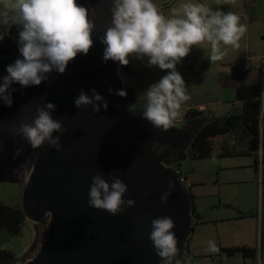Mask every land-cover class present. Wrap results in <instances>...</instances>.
Instances as JSON below:
<instances>
[{
  "label": "water",
  "instance_id": "95a60500",
  "mask_svg": "<svg viewBox=\"0 0 264 264\" xmlns=\"http://www.w3.org/2000/svg\"><path fill=\"white\" fill-rule=\"evenodd\" d=\"M78 3L97 13L93 18L95 43L89 54L78 55L65 74L53 72L39 86L12 85L16 89L12 106L1 103L0 107L4 128L0 133V181L22 183L29 179L23 205L26 217L35 223L51 217L43 246L26 264H161L149 236L152 219L164 216L174 221L178 239L175 259L179 260L192 231V199L173 170L156 158L154 149L162 145L179 151L190 143L192 134L174 126L168 131L156 129L141 116H129L128 94L109 95V88L125 90L119 64L102 62L104 45L99 37L110 24L112 2ZM92 88L108 101L107 111L94 113L91 106L75 107L74 98L80 90L91 95ZM46 101L56 105L51 114L65 129L62 151L47 143L33 150L24 139L8 132L21 121L30 123L36 107ZM192 117L190 113L187 119ZM17 148L23 149L22 154L13 159ZM25 161L29 168L18 177L13 169ZM97 174L109 183L113 175L121 178L128 186L124 199H133L135 206L116 216L90 208L89 187ZM170 180L174 189L167 204H161Z\"/></svg>",
  "mask_w": 264,
  "mask_h": 264
},
{
  "label": "clouds",
  "instance_id": "9594fccd",
  "mask_svg": "<svg viewBox=\"0 0 264 264\" xmlns=\"http://www.w3.org/2000/svg\"><path fill=\"white\" fill-rule=\"evenodd\" d=\"M112 18L104 34L99 37L104 45L102 62L109 60L121 66L130 63L129 57L143 60L148 67H158L167 74L152 83L145 91V109L142 118L154 128L168 131L181 115L182 105L191 99L187 93L183 76L176 65L186 58L194 46L209 45V61L223 60L227 49H238L247 32L241 17L232 11L213 10L205 3L183 0L165 15L154 0H111ZM217 4L221 0H216ZM227 3L228 0H223ZM234 3V0H232ZM96 10L78 3V0H0V41L9 34L12 26L18 28V50L20 57L6 67L7 75L0 78V103L7 107L13 104L12 87L39 86L49 80L50 74H65L68 65L78 55H88L94 47ZM88 95L83 89L74 98L77 109L91 106L94 113L107 111L108 101L95 88ZM109 95L126 97V90L108 89ZM43 99V97H41ZM56 105L45 102L36 107V116L29 123L21 121L12 125L8 132L24 139L35 150L47 143L51 148L62 151L61 136L65 129L61 121L53 118ZM4 128L0 125V133ZM59 132L60 136H53ZM0 146V151H2ZM17 148L13 159L22 154ZM29 168L28 161L13 169L18 177ZM168 191L160 201L167 204L174 184L168 182ZM128 186L112 176L111 183L102 175L91 178L88 206L104 210L116 216L126 208L134 207L133 199H124ZM145 196L148 193H144ZM171 217L154 218L151 221V240L161 264H181L176 260L178 239ZM209 252H217L214 241L207 242Z\"/></svg>",
  "mask_w": 264,
  "mask_h": 264
},
{
  "label": "rangeland",
  "instance_id": "374dc122",
  "mask_svg": "<svg viewBox=\"0 0 264 264\" xmlns=\"http://www.w3.org/2000/svg\"><path fill=\"white\" fill-rule=\"evenodd\" d=\"M180 2L183 0H154L165 15ZM194 2L205 3L213 10L220 8L238 14L248 30L240 41V47H229L221 61L211 63L210 46L204 44L194 46L189 55L176 65L191 96L182 105L178 119H182L183 123L177 128L186 124L190 113L207 119L238 115L241 103L237 99V85L242 82L252 84L264 77V0H234V3L232 0L227 3L221 0L220 4L216 0ZM17 41L18 28L12 26L9 34L0 41V78L7 75L6 67L20 57ZM129 60L131 73L126 75L123 66L119 65V75L126 91L129 88L137 91L135 99L128 104L129 116L142 117L146 89L167 72L155 66L148 67L147 58L129 57ZM262 102V148L258 153L249 151L248 143L239 131L212 141L217 154L214 157L193 159L189 144L184 150V158L181 161L172 159L174 162L168 166L173 171L180 170L190 179L192 188L189 194L201 217L198 226L193 219L195 233L191 237L194 238L189 259L192 264H264V94ZM221 149L230 151L231 155L219 156ZM28 184L29 179L22 183L0 181V203L23 208ZM44 221L47 223H37V228L29 221L19 237L0 229V247L14 253L21 259V264H26L41 248L38 246L30 251L37 230L43 238L51 217L46 216ZM209 240L215 242L217 252L207 251ZM196 246L205 247L196 250ZM234 247L255 249L257 254L254 257L242 253L231 256L225 251Z\"/></svg>",
  "mask_w": 264,
  "mask_h": 264
},
{
  "label": "trees",
  "instance_id": "16d2710c",
  "mask_svg": "<svg viewBox=\"0 0 264 264\" xmlns=\"http://www.w3.org/2000/svg\"><path fill=\"white\" fill-rule=\"evenodd\" d=\"M123 72L126 75L131 73L130 64L123 66ZM262 77L252 84L246 82L239 84L237 89V99L241 103V111L238 115H229L214 119L197 118L193 116L192 119L186 120V124L180 129L192 134L189 144L191 145V155L193 159L202 160L216 156L217 154L215 153V147L212 144V141L216 138L237 133L239 131L242 132L244 139L247 141L250 152L256 154L261 150L262 141L260 121L263 106L262 97L264 94V77ZM127 94L130 101L135 99V90L133 88L127 89ZM189 144L179 151L174 150L170 146L156 145L154 153L159 161L169 166L174 161H181L184 158V150ZM218 154L219 156L224 157L231 155V152L221 149ZM172 159H174V161ZM190 197L192 199L191 195ZM192 217L193 219L199 217L193 203ZM26 219L27 217L22 207H12L0 203V229L7 230L14 237H19L22 235ZM45 223L47 222L43 220L40 224ZM47 233L42 238L40 236V231L37 230L36 240L30 251L36 249L38 246H43L47 238ZM225 251L231 256L242 253L245 256L254 257L257 254L255 249L247 247H234L226 249ZM184 256L190 259L187 246H185L184 252L179 256V261H182ZM33 258L34 257L31 259ZM0 264H21V259H19L14 253L0 247Z\"/></svg>",
  "mask_w": 264,
  "mask_h": 264
},
{
  "label": "built area",
  "instance_id": "2783aa9c",
  "mask_svg": "<svg viewBox=\"0 0 264 264\" xmlns=\"http://www.w3.org/2000/svg\"><path fill=\"white\" fill-rule=\"evenodd\" d=\"M180 123H183V120L182 119H177L174 122L173 126L177 127V125L180 124ZM173 172L176 175L178 181L184 187V189L189 193L191 188H192V183H191L190 179L186 175H184L180 170H176V171H173ZM181 264H192V263L190 262V260L186 256H184V258L181 261Z\"/></svg>",
  "mask_w": 264,
  "mask_h": 264
},
{
  "label": "crops",
  "instance_id": "0c3cea01",
  "mask_svg": "<svg viewBox=\"0 0 264 264\" xmlns=\"http://www.w3.org/2000/svg\"><path fill=\"white\" fill-rule=\"evenodd\" d=\"M238 86H239V84L237 85V88H238ZM136 94H137V91L135 90V96H136ZM203 110L205 109V107H201ZM237 154V153H236ZM19 207V206H18ZM196 213H197V211H196ZM197 215L199 216V217H196L195 219V224H196V226H198L199 225V222H200V220H201V217H200V215L197 213ZM29 221H32V220H30L29 218H27L26 219V221H25V224L26 223H28ZM32 223L36 226V228H37V223H35V222H33L32 221ZM25 224H24V226H25ZM194 233H195V226H194V224H193V230L191 231V234L189 235V240L187 241V243H186V246H187V248H188V252H189V254H190V256L192 255V244L191 243H193V238L191 239V237L194 235ZM191 241V242H190ZM205 246H201V247H199V246H196V247H194L196 250H198V249H203ZM2 248V247H1Z\"/></svg>",
  "mask_w": 264,
  "mask_h": 264
}]
</instances>
